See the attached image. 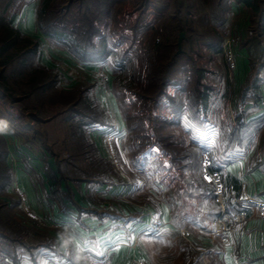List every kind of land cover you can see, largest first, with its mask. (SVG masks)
<instances>
[{"label":"rangeland","instance_id":"1","mask_svg":"<svg viewBox=\"0 0 264 264\" xmlns=\"http://www.w3.org/2000/svg\"><path fill=\"white\" fill-rule=\"evenodd\" d=\"M10 1L12 3L6 9ZM219 2L52 0L43 9V0H0V202L7 198L3 178L11 176L27 155L21 144L29 136V127L57 121L59 111L81 96L78 91L91 88V92H84L87 99L83 96L74 110L103 118L98 111L101 108L110 119L107 120L109 130L101 128L103 130L93 134L94 138L101 139V145L113 162V170L100 177L113 183L98 194L103 193L106 195L103 198L113 201L125 212L126 204L134 206L132 203L136 202L138 210L132 213L139 219L150 216L144 228L135 232L137 238L146 231L155 232L151 228L160 216L157 211L162 206L169 207L175 198L183 203L181 209H177V216L183 218L185 215L189 221L198 219L204 211L200 206L204 204L203 199L200 201L201 194H213V185L201 176L203 153L208 151L210 164L220 171L233 155L243 154L237 151L236 144L244 129L238 126V108L234 107L235 91L242 82L237 69V59L241 57L239 46H246L250 51L251 72L264 71V51L257 46V43L264 44V35L258 26L261 11L255 13L238 0H223L218 6ZM29 10L34 17L32 34H39L40 39L25 32ZM54 30L64 32L59 40L61 43L50 34ZM102 38L107 43L104 61L83 59L79 46L87 51V56H94ZM12 39L15 46L1 49ZM29 42H36L38 51L41 44L44 47L48 43L60 45L67 56L63 59L73 62L72 73L77 74L79 83L70 86L71 82L61 84L60 79H56L43 92L35 89L36 84L55 78L59 70L44 72L38 55L31 60L26 52L30 49ZM172 57L176 58L169 68L170 84L166 86V95L154 103V95L149 96L153 89L151 77L154 73L161 76ZM83 62L98 64L97 72L89 74L93 82L87 79L89 75L83 69ZM34 78L38 81L30 82ZM250 79L245 86L250 84ZM250 85H254V80ZM260 85L264 89V80ZM28 93L32 95L24 99ZM202 93L209 96L206 109L202 106ZM111 95L115 111L109 101ZM84 105H91L93 109L89 111ZM76 112L69 117L74 123L77 122L76 114L82 116ZM76 124L73 125L78 152L86 146L85 135L89 129L82 123L81 128H84L80 132ZM2 144L6 148L9 145L8 160L13 170L5 162L3 150L6 148ZM118 146L121 161L116 150ZM85 148L93 158L94 149L91 146ZM105 164L100 163L101 167ZM119 169L123 175L115 174ZM175 182V191L173 187H167ZM116 183L118 185H113ZM114 186L117 187L114 189ZM22 198L20 210L16 212L0 208V230L3 228L4 233L25 232L24 218L41 222L28 208L25 196ZM27 210L34 217L28 216ZM15 214L18 218L10 223ZM161 226H157L159 241L151 259L155 260L159 255L160 264L203 263L196 250L198 240L187 241L183 236L168 235ZM130 230L134 232L132 227ZM116 245L112 243L110 247Z\"/></svg>","mask_w":264,"mask_h":264},{"label":"crops","instance_id":"2","mask_svg":"<svg viewBox=\"0 0 264 264\" xmlns=\"http://www.w3.org/2000/svg\"><path fill=\"white\" fill-rule=\"evenodd\" d=\"M31 16L29 10L28 29L25 32L40 39L39 34H32L35 25L34 22L32 25L34 17ZM40 34L43 36L41 32ZM41 41L46 42V39ZM257 46L264 51V44ZM239 48L241 57L237 59V69L242 82L235 91L234 107L238 108V113L250 110L245 119L259 123L255 126L248 150L243 154L236 153L220 168L228 208H234L230 198L235 190L264 197V89L260 85V81L264 80V71L260 72L258 69L252 73L250 51L246 46ZM66 57L65 51L58 44L48 43L45 47L41 44L39 47V64L58 69L57 79H60L61 84L71 82L70 86H74L79 83V79L76 78L77 74L72 73L73 62L63 59ZM262 60L264 64V53ZM82 66L88 75L98 69L96 63L83 62ZM90 75L86 77L93 82ZM249 79L259 82L250 85V81L245 86ZM105 85L109 87L108 81ZM91 90L90 88L89 92ZM111 100L112 95L109 101L114 110ZM70 111L69 107L60 110L57 121L46 124L40 122L27 130L29 136L21 144L27 150V155L22 159L23 164L14 173L11 172L10 181L5 188L7 198L0 203L2 208H8L12 212L20 210V199L16 198L14 190L18 187L24 193L28 208L41 222L24 218L26 221L23 224L27 228L25 232H0V264H78L85 260L91 264H129L137 260L146 264H160L159 255L156 261L150 256L154 254L155 245L159 241L156 230L160 225L165 227L163 231L167 230L168 235L178 238L183 236L187 241L198 240L196 250L201 255L202 264H264V217L253 215L243 223L229 222L226 233L213 234L214 219L219 213L216 200L215 216L201 207L204 211L200 217L189 221L185 215L183 218L177 216V209H181L183 203L175 198L176 200L170 201L169 207L162 206L157 211L160 216L151 228L155 232L146 231L137 238L135 232L144 228L150 216L139 219L134 215L132 211L138 210L136 202L132 203L133 207L126 204L125 207L128 208L125 212L113 201L103 198L106 195L98 194V191L105 190L113 183L100 178L113 170V162L101 145V139L94 138L93 134L101 128L109 130V122L102 125L84 122L89 129V133H84L87 135L86 146H91L95 151L92 158L86 146L78 152L75 149L78 138L74 132L75 123L69 118L72 117ZM83 128L76 125L80 132ZM1 134L6 138L2 132ZM113 141L116 142L115 139ZM2 146L6 148V145ZM116 150L120 161L123 160L119 146ZM9 151L8 145L5 162L11 168ZM103 162L108 163L105 168L100 166ZM115 174L123 175L121 170ZM121 186L125 188L124 185ZM176 186L175 182L169 183L167 187H173L175 191ZM131 188L132 186L129 187L130 191ZM202 199L201 196L200 201ZM12 217L10 223L18 218L16 214ZM223 237H226L225 241ZM112 243L117 244L116 247L111 248Z\"/></svg>","mask_w":264,"mask_h":264},{"label":"trees","instance_id":"3","mask_svg":"<svg viewBox=\"0 0 264 264\" xmlns=\"http://www.w3.org/2000/svg\"><path fill=\"white\" fill-rule=\"evenodd\" d=\"M52 2V0H43V5H42V7L41 8H43L44 9V7L43 6H45V5H47L49 2ZM221 1H223V0H220V2H219V4H218V6H220V4H221ZM239 2H241V3H243L245 6H247L248 8H250L253 12H255V13H257V12H259V11H261L260 12V15L258 16V20H259V23H258V26H260L259 28H261V30H262V32H263V29H264V7H262V4H264L263 3V0L261 1V0H238ZM10 3H12L11 1L9 2V3H7V5H6V9L10 6ZM102 5V4H101ZM102 7H103V5H102ZM262 13V14H261ZM178 27H179V25H178ZM179 28H183L182 27V25L179 27ZM53 37H54V39H56V41H58V42H60L59 40H61L62 39V37L64 36V32L62 31H56V30H54V31H52L51 33H50ZM61 43V42H60ZM15 44V41L12 39L11 40V42L9 43V44H7V45H4L3 47H1V49H3V50H7L10 46L12 47V46H15L14 45ZM257 45H258V43H257ZM28 46H30L29 48L30 49H28V50H26V52H28V54L30 55V59L32 60L33 58H35V57H37V55H38V44H36V42H29V44H28ZM106 47H107V43H106V41H105V38H102V41H101V43H100V45H99V48L97 49V51H95V55L94 56H91V55H88L87 56V51L85 50V49H83L81 46H79V48H80V53H81V57H83V59L84 58H95V59H99L100 61H104V57L106 56ZM175 58L176 57H172L171 59H170V62L169 63H167V65L165 66V68H164V70L161 72V76H159L157 73H154L153 74V76L151 77L152 78V82L153 83H151L152 85L150 86V87H152L153 86V89H152V92H150V94H149V96L151 95V94H153L154 95V98H152V99H154V103H158V101L160 100V98H162V97H164L165 95H166V86L168 85V84H170V77H169V74H170V70H169V68H170V66H172V64H173V61L175 60ZM26 60V59H25ZM3 66H5V65H3ZM5 68V67H4ZM251 68H252V66H251ZM41 69H43L44 70V72H48V71H50V68H47V67H42ZM122 69H125V67H122ZM52 75V74H51ZM57 77H58V75H56V77L55 78H52V79H48L47 81H44V82H42V83H39V84H36V86L33 84V86H35V89L37 88V90H39L40 92H43L44 90H47V89H49L50 88V86L51 85H53V83L55 82V80L57 79ZM45 79L47 78V77H44ZM40 79V78H39ZM134 79H137L136 77H134ZM254 80V83H257L256 81H255V79H253ZM252 80V81H253ZM36 81H38V80H35V78H34V81H30V82H32V83H36ZM158 82V85H156V83ZM42 89V90H41ZM80 94L79 95H81V96H79V97H77V98H75L73 101H72V103H70L69 105H68V107H69V109L71 110L70 111V115H72V116H74L75 114H73V113H75L76 111V107L80 104V101H82V99H83V96L86 98V96H85V93L84 92H89V89H87V90H83V91H78ZM33 93V92H32ZM32 93H28V94H26L25 96H24V99H26V98H29L31 95H32ZM74 93H76V91H74ZM73 93V94H74ZM202 96V106H203V108H207V105H208V98H209V96H208V93H202L201 94ZM69 96V95H68ZM87 99V98H86ZM88 99H90V98H88ZM92 100V99H91ZM66 101L67 102H69V100H68V98L66 99ZM93 101V100H92ZM174 103V102H173ZM177 103V102H176ZM76 106V107H75ZM91 105H84V108H86V107H88L87 108V110H89V111H91V109H93L92 107H90ZM99 108V107H98ZM75 109V110H74ZM98 111L101 113V115H102V117L104 118H98V117H92L91 115H87V114H82V113H80V112H76V113H80V114H82V116H80L79 114L77 115L76 114V118H77V122L76 123H78V124H76V125H81V122L82 123H94V124H96L97 125V123L98 124H100V125H102V124H107L106 122H108L107 120H110L109 118H107V116L104 114V111H103V109H101V108H99L98 109ZM250 110H245V111H240V113H238L237 114V118H238V126L240 125V126H243L242 128L244 129V131H243V133H240V135H238V139H237V151H241V152H245V151H247L248 150V148H249V145H250V142H251V140H252V137H253V135H254V130H255V126L259 123H257L256 124V122L253 120H249V121H247L246 119L248 118L247 116H248V112H249ZM196 114L197 115H199V111H198V109H196ZM246 118V119H245ZM5 153H6V150L4 149L3 150ZM208 152V151H207ZM101 166V165H100ZM103 168H105V166L103 167ZM211 168H213V169H215V170H217V171H219V173H220V170L219 169H217V168H215V167H213L212 165H211ZM190 172H193L192 170L190 171ZM198 172V179H200L201 180V178L199 177L200 176V173H199V171H197ZM220 175H221V173H220ZM201 176H202V173H201ZM0 178H1V180H2V175L0 176ZM202 178H203V176H202ZM221 179H222V176H221ZM3 180H4V186L6 187V185H8V182L10 181V176L8 175V178H6V177H4L3 178ZM204 180V179H203ZM205 181V180H204ZM223 181V180H222ZM206 182V181H205ZM207 183V182H206ZM223 184H224V182H223ZM225 186V185H224ZM213 188V194L212 193H210V196H209V194L207 193H202L201 194V196L203 197V202H204V204L203 205H200L201 207H204V208H207V210H208V212L211 214H214V216L217 214V210H216V206H215V200H216V194H215V192H214V187H212ZM212 192V191H211ZM217 202V201H216ZM218 203V202H217ZM218 205H219V203H218ZM210 206H212V207H210ZM226 206H227V208H228V204H227V201H226ZM2 206H1V204H0V208H1ZM219 213H220V210H221V208H220V205H219ZM228 210H230V211H232L233 210V208H228ZM219 213L216 215V217L219 215ZM215 217V218H216ZM215 220V219H214ZM4 230H3V228H2V230H0V232H2V233H4L3 232ZM5 234V233H4Z\"/></svg>","mask_w":264,"mask_h":264},{"label":"built area","instance_id":"4","mask_svg":"<svg viewBox=\"0 0 264 264\" xmlns=\"http://www.w3.org/2000/svg\"><path fill=\"white\" fill-rule=\"evenodd\" d=\"M208 153H203V173L202 176L207 183H211L214 187V192L216 194V201L220 205V213L214 220V232L213 234H224L229 230L228 223L236 222L243 223L248 217L253 215H258L264 217V197L260 195L248 194L242 191L235 190L232 197L230 198L231 204L234 206L233 210H228L226 206V192L225 186L221 179L219 171L211 168V164L208 158ZM16 188V193L20 196V204L22 202V197H24L22 190L18 187ZM26 210V209H25ZM30 217H34L32 212L25 211ZM226 240V237H223ZM78 264H90L89 261L85 260ZM129 264H146L141 260L133 261Z\"/></svg>","mask_w":264,"mask_h":264},{"label":"water","instance_id":"5","mask_svg":"<svg viewBox=\"0 0 264 264\" xmlns=\"http://www.w3.org/2000/svg\"><path fill=\"white\" fill-rule=\"evenodd\" d=\"M181 37H182V34H181L180 37H179V41L181 40ZM178 46H179V43H178Z\"/></svg>","mask_w":264,"mask_h":264}]
</instances>
